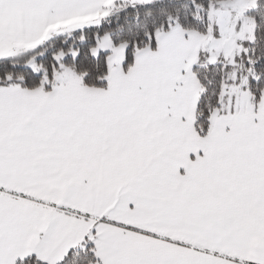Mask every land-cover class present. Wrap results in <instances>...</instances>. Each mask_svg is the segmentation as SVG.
<instances>
[{
  "label": "snow or ice",
  "instance_id": "6c2138e0",
  "mask_svg": "<svg viewBox=\"0 0 264 264\" xmlns=\"http://www.w3.org/2000/svg\"><path fill=\"white\" fill-rule=\"evenodd\" d=\"M0 264H264V0H0Z\"/></svg>",
  "mask_w": 264,
  "mask_h": 264
}]
</instances>
